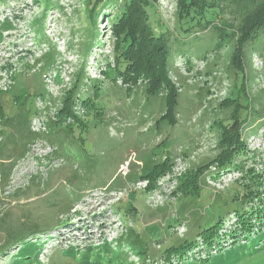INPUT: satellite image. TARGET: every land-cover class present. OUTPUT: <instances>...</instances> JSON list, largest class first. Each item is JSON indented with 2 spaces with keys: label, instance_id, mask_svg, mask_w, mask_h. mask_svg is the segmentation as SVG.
I'll list each match as a JSON object with an SVG mask.
<instances>
[{
  "label": "rangeland",
  "instance_id": "1",
  "mask_svg": "<svg viewBox=\"0 0 264 264\" xmlns=\"http://www.w3.org/2000/svg\"><path fill=\"white\" fill-rule=\"evenodd\" d=\"M178 2L159 0L157 7H149L156 33L169 27L172 37L184 36L178 31ZM93 3L0 0V264H180V251L169 259L162 255L167 251L169 256V247L184 242L198 244L199 233L208 234L229 211L239 209L244 199H234L242 193L234 184L249 195L257 193L255 201L264 210V34L244 47L246 93L252 107L251 114L246 108L240 113L250 125L243 126L247 141L233 157L243 162L241 171L211 164L203 169L198 188L179 195L177 186L189 170L219 153L216 122H228L230 114L220 104L242 93L230 64L233 43L215 49L214 28H196L197 36L174 40L168 77L178 92L177 106L170 122L161 120L166 111L162 93L149 96L144 78L135 83L112 81L104 72L116 68L115 36L106 18L92 15ZM226 17L221 14L214 21L219 24ZM179 53L193 55L186 59ZM77 79L73 112L84 119L88 110L78 106L90 96L95 105L84 129L77 124L67 127L69 117L59 120ZM241 100L247 104L244 96ZM37 102L42 104L38 109ZM56 105L57 120L46 122L40 134L33 133L35 113L50 121ZM35 144L52 150L46 157L49 165L58 166L40 164L46 158L31 148ZM178 157L182 169L174 163L168 171L173 182L162 184L160 177L153 193L150 182L140 186L145 180L141 176L155 165L166 158L176 162ZM25 158L34 166L33 176L24 188L12 189L9 179L17 161ZM227 172L234 176L207 182L210 174L218 178ZM8 231L17 236L29 233L23 243L37 242V259L25 262L15 257L22 243L6 245ZM229 242H221L222 252L213 258L228 260L236 249L251 248L249 242L237 248ZM186 243L183 251L190 247ZM261 243L251 249H263ZM140 249L148 254L138 253ZM251 249L239 253L237 264H264L258 263L264 255Z\"/></svg>",
  "mask_w": 264,
  "mask_h": 264
},
{
  "label": "trees",
  "instance_id": "2",
  "mask_svg": "<svg viewBox=\"0 0 264 264\" xmlns=\"http://www.w3.org/2000/svg\"><path fill=\"white\" fill-rule=\"evenodd\" d=\"M158 1L94 0L92 15L98 16L99 14L101 20L106 18L115 36L116 68L108 67L104 71L108 74L107 76L112 81L122 78L124 82L129 83H135L139 78H144L147 82L145 91L149 96H156L162 93L161 95L165 97L166 111L162 115L161 120H167L174 114L178 95L175 85L168 77L171 59L173 58L171 55L175 51L174 40L184 39V42L188 36H197L200 34V30H196V28L206 30L214 28L218 32V41L214 46L215 49L220 50L229 45V43H233L234 51L230 58V64L235 71L236 77L239 78L237 85L240 87V91H242L236 97L231 96L220 104V108H227V110H230V114L228 122H224V120L215 121L220 130L219 153L199 168L189 170L185 177L181 179L179 187L177 186L178 191L176 192L182 195L185 190L198 188V182L200 181L203 169L211 164H218L220 169L223 170L238 169L239 171H241L244 165L242 164L243 162L237 160L238 157L233 159L237 153L243 150V142L245 140L241 137L243 136L242 128L244 125H248L246 123L248 117L243 119L240 113L246 108L248 114H251L250 108L252 107L246 93L244 47L264 34V0H179L177 16L178 22L181 24L178 31L181 33L184 31L185 33L184 36L177 34V39L172 37L173 29L164 27L159 33H156L150 24L149 7L151 5L156 6ZM221 14L228 15L229 18L226 17L221 23L216 24L214 20ZM181 55L188 59L193 54L179 53L178 57ZM79 82L80 80L77 79L75 85L69 91L68 97L65 99V106L61 110L62 116L59 120L62 123L65 122L67 117L73 118V122H69L67 127L73 128V125L77 124L81 129H84L87 126L85 119L92 112V106L95 105L92 96H90L82 104V108L84 107L85 110H88L84 119L78 117L73 112L72 103L74 95L80 86ZM95 88L100 87L97 84ZM97 93L95 92V96H97ZM242 96L245 97L247 104H243L244 102L241 100ZM1 107L0 114H2ZM99 109L97 107L96 115H99ZM54 125L62 126V124H57V122ZM172 164H174L172 159L166 158L162 164L155 165L148 174L141 176V179L149 180L148 189L150 191L157 187V179L164 176L170 170ZM212 178L216 179V176H212ZM234 185L242 190V193L234 195V199L236 200L239 198L244 199L240 208L229 211L227 219L224 216L217 225L209 229L210 232L208 234L199 233L198 240L200 243L190 244V242H184L188 245L190 244V247L187 246L188 248L184 251V243L178 246V248L177 246L169 247L171 250L170 254L168 256L166 251L162 255L163 260L169 259L171 255L177 254L176 251H180V264H237L242 259L241 254H239L242 250L246 249L250 251L254 245L264 242V210L260 209L258 203L255 201L256 198L254 196L257 193L249 195L248 191L240 186L239 183ZM226 221L229 223L228 227ZM2 225L3 227L6 226L5 228H10L5 221H2ZM8 234H4V236L6 235L5 237H8L6 245H11L17 241V243H22L19 251L14 255L15 257L23 258L25 262L37 259V255L35 254L38 250L37 242L30 241L23 243L26 239L24 237L29 233L20 235L21 237L12 231H8ZM229 239V243L236 246L235 248L244 246L247 242L250 243L251 248L243 247L244 249H236L233 254H230L228 260L224 257L213 258L218 255L219 251L222 252L223 245L221 242L223 243ZM261 244L263 245V243ZM192 250L196 251L198 255L193 254L194 251L192 252ZM2 251L3 249L0 250V254ZM252 251H257L258 253L255 254H259V256L264 255V248ZM189 252L192 253L190 254ZM138 253L148 254L146 253V249L143 251L140 249ZM211 258L213 259L211 260ZM259 262L264 263V260H260ZM12 264H15V262H12ZM251 264L255 263L251 262Z\"/></svg>",
  "mask_w": 264,
  "mask_h": 264
},
{
  "label": "built area",
  "instance_id": "3",
  "mask_svg": "<svg viewBox=\"0 0 264 264\" xmlns=\"http://www.w3.org/2000/svg\"><path fill=\"white\" fill-rule=\"evenodd\" d=\"M26 38L24 40H21V39H19V40L24 41L22 43H25L27 41ZM18 46H19V43H18ZM89 59H91V58H88V61H89ZM91 66H93V63L91 61H89L88 62V67H90V69H91ZM79 105L80 106H78L79 107L78 109L82 108V105L80 103H79ZM39 106H42V104L40 102H37V109L39 108ZM58 107H59L58 105H56L54 107L53 116H52L50 121L47 119V117H45V115L41 114V112H39V113L36 112L35 115L31 118L32 129H33L32 132L35 133V134H40L39 132H41L43 130H46V122H54V121H56L57 120L56 115H57V112H58V109H57ZM68 122H71L70 118H69ZM262 124H263V122L260 125H262ZM244 126L245 127H249L250 125H244ZM255 126H257V125H255ZM262 126H264V125H262ZM242 138L245 141H247L244 135L242 136ZM41 140L42 141H46L44 139H41ZM38 144H40V143H38ZM38 144H35L31 148H33L36 152H41V154L39 156H45L46 160H43L42 162H40V164H44V166H46V167L50 166L52 168H54V166L55 167L58 166L56 164V162H54V164H50L49 165V159H47L46 156L48 154H50L52 152V150L49 151V149H47V148H45L43 146H40ZM31 148L29 149V151L32 150ZM179 160L181 161V159L178 157L176 159V162H174V163L176 164L177 167H179V164H180V168L182 169V163L181 162L179 163ZM29 164H30V162H29L28 158L20 159V160L17 161L16 167L14 168L13 173H12V177H11V179H9L8 187H10L12 189H16L18 187L24 188L25 186H27L30 183V179L32 178L33 173H34L33 172L34 166L33 165L31 166ZM127 164H129V162ZM229 174H232V172H227L226 175H221V177H218L215 180H212V176L209 175L210 176V178H209L210 180L207 179L208 180L207 182L211 183L213 181L215 183H221V181H223V177H226ZM232 176H234V175L232 174ZM161 177H162V184L163 183H169L170 181L173 182L172 181L173 177H171L170 172H167L164 176H161ZM148 182H149L148 179L140 180L139 184H140L141 187H147V183ZM136 185H137V183H136ZM158 185L161 186V184H158ZM155 190H153V191H155ZM153 191L151 193H153ZM175 200H176V198H175ZM181 228H183V227H181Z\"/></svg>",
  "mask_w": 264,
  "mask_h": 264
}]
</instances>
